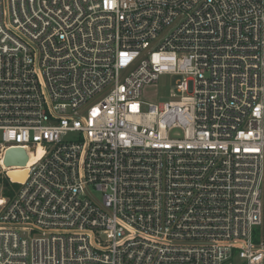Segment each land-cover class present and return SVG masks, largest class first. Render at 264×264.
Here are the masks:
<instances>
[{
  "label": "built area",
  "instance_id": "1",
  "mask_svg": "<svg viewBox=\"0 0 264 264\" xmlns=\"http://www.w3.org/2000/svg\"><path fill=\"white\" fill-rule=\"evenodd\" d=\"M0 175V264H264V0H0Z\"/></svg>",
  "mask_w": 264,
  "mask_h": 264
},
{
  "label": "rangeland",
  "instance_id": "2",
  "mask_svg": "<svg viewBox=\"0 0 264 264\" xmlns=\"http://www.w3.org/2000/svg\"><path fill=\"white\" fill-rule=\"evenodd\" d=\"M167 30H164L160 35V38L166 34ZM179 78L175 75L163 74L159 76L156 84L151 87H147L143 90L141 100L145 103L161 104L167 103L174 98L171 97L175 83ZM99 98V97H98ZM2 186L0 185V198L2 197Z\"/></svg>",
  "mask_w": 264,
  "mask_h": 264
},
{
  "label": "water",
  "instance_id": "3",
  "mask_svg": "<svg viewBox=\"0 0 264 264\" xmlns=\"http://www.w3.org/2000/svg\"><path fill=\"white\" fill-rule=\"evenodd\" d=\"M28 153L23 149H9L4 156V166L24 167L28 162ZM8 177L11 178L10 173ZM12 179V178H11ZM13 180V179H12Z\"/></svg>",
  "mask_w": 264,
  "mask_h": 264
},
{
  "label": "trees",
  "instance_id": "4",
  "mask_svg": "<svg viewBox=\"0 0 264 264\" xmlns=\"http://www.w3.org/2000/svg\"><path fill=\"white\" fill-rule=\"evenodd\" d=\"M0 185L2 186V197L11 198L15 191L19 189L18 184L11 183L5 176L0 175Z\"/></svg>",
  "mask_w": 264,
  "mask_h": 264
},
{
  "label": "bare ground",
  "instance_id": "5",
  "mask_svg": "<svg viewBox=\"0 0 264 264\" xmlns=\"http://www.w3.org/2000/svg\"><path fill=\"white\" fill-rule=\"evenodd\" d=\"M26 175H27V171L25 169H19V170L10 172L11 178L14 181H17V182H20V183L24 182V180L26 178ZM0 201H1V198H0Z\"/></svg>",
  "mask_w": 264,
  "mask_h": 264
}]
</instances>
